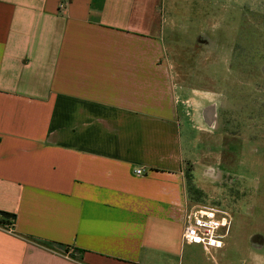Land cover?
Instances as JSON below:
<instances>
[{"label": "crops", "instance_id": "crops-1", "mask_svg": "<svg viewBox=\"0 0 264 264\" xmlns=\"http://www.w3.org/2000/svg\"><path fill=\"white\" fill-rule=\"evenodd\" d=\"M159 6L0 0V264L178 263L201 204L170 55L182 47L162 37L180 18ZM195 107L197 123L216 118Z\"/></svg>", "mask_w": 264, "mask_h": 264}, {"label": "rangeland", "instance_id": "rangeland-1", "mask_svg": "<svg viewBox=\"0 0 264 264\" xmlns=\"http://www.w3.org/2000/svg\"><path fill=\"white\" fill-rule=\"evenodd\" d=\"M159 12H162L163 20L172 18V15V20L175 15L180 18L174 23L175 26H180L173 30L171 26L164 25L166 30L163 31L162 37L171 47L180 45L183 39H188L189 47L196 45L193 39L202 33L208 34L209 37L223 36V39L233 44L236 40L238 42L246 39L248 29L253 31L252 45L249 47L252 48L251 52L253 49L256 52L255 75L253 78L241 79L243 75L240 73L237 75L238 73L227 70V60L231 57V50H228L230 43L223 41L226 48L219 49L222 66L220 76L229 89L232 86L239 87V98H232L233 94L231 98H222L231 113L222 112L220 120L232 123L229 129L231 132L239 128V140L254 141H249L244 145V149L240 147L241 141L235 140L230 145L233 159L223 157V161L217 163L196 161L192 168L191 148L187 144L186 131L183 128L186 170L194 169L190 172L193 175V183L195 184V179L196 182L198 180L197 184L203 189V195L198 202L201 206L228 210L232 214L233 224L226 239V247L222 251L207 254L199 245H183L177 264H241L243 261H247V264H264V243L253 242L255 238H252L255 234H264V0H160ZM208 26L210 29L205 30ZM183 27H186L188 32H185ZM208 58L213 61V69L210 72L213 77L218 72V68L217 72L214 68L217 56L211 54ZM208 100L212 102L215 99ZM181 120L183 127H188V118L183 109ZM246 122L250 126L248 130V125L244 124ZM200 165L213 167L210 176L215 170L227 174V180L222 177L214 180L212 177L204 178ZM241 189L243 194L248 196L246 202L249 204L235 207V200L230 203L229 199L233 194L240 193ZM252 190L256 194L253 202L249 195L254 194Z\"/></svg>", "mask_w": 264, "mask_h": 264}, {"label": "flooded vegetation", "instance_id": "flooded-vegetation-1", "mask_svg": "<svg viewBox=\"0 0 264 264\" xmlns=\"http://www.w3.org/2000/svg\"><path fill=\"white\" fill-rule=\"evenodd\" d=\"M185 32L187 31V28L183 27ZM206 29H210V26L206 27ZM250 32H253L250 30ZM221 35V34H220ZM226 36V35H225ZM196 43V45L188 46V39H183L181 42L182 47V53L179 54L177 51L178 48L170 53L171 57L173 58V61H181L182 60V89L185 95L189 96L188 99L186 98L185 106H186V116L188 117V127H185L186 131V141L188 146L191 148V156L195 161L199 162H222L223 157L233 159L234 155L231 152L230 145L233 141L238 140L240 142V147L243 148L244 145L246 146L249 141L252 140H239L238 139V129L236 131L231 132L229 129H231V122L222 121L220 120V114L223 112L229 111L231 113V110L227 108V104L223 101V97H226L228 99L231 98H239L238 96V86H232L230 89L225 84L224 80L220 76L221 71V61L219 58H221L219 49L223 47L226 48L225 43H230L228 50L230 51V58L227 60L228 63V71L238 73L237 75H243L241 79L245 78H253L255 75L257 67H255L256 59L253 57L251 59H238L236 57L235 52V46L237 44V40L232 44L230 41H227V39H223V36L218 37H209L208 34L202 33L198 36L196 35L195 39H193ZM223 41L225 43H223ZM184 44V45H183ZM194 44V43H193ZM246 48H250L249 44H252V42H247ZM177 47V46H176ZM252 48H250L251 50ZM254 50V49H253ZM252 52H249L253 54ZM215 55L217 58H215L216 63L214 68H218V72L215 76L211 77L210 72L213 69V61L208 58L210 55ZM247 63L246 66H243L242 62ZM219 66V67H218ZM262 70L264 71V67H262ZM234 75V74H233ZM245 77V78H243ZM236 89V90H234ZM242 89V87H240ZM258 90V89H257ZM200 92L202 95L201 97L195 98V92ZM258 93V92H256ZM229 95V96H228ZM206 98V99H205ZM215 99L214 101L210 102L208 99ZM252 99V98H250ZM205 101L207 106L212 109H215L216 111V118H212L211 112L207 111L204 115V121H206V124H199L195 121L196 116V110L197 107H195V103L197 101ZM242 100V99H240ZM247 101V99H246ZM228 102V101H226ZM248 104V103H247ZM249 106V105H245ZM244 106V107H245ZM254 108V105H253ZM225 114V113H224ZM206 119V120H205ZM248 126H246V129L250 128L249 124L244 123ZM243 126V125H242ZM247 138V137H246ZM245 138V139H246ZM254 141V140H253ZM196 149V150H195ZM245 149V147H244ZM204 166L203 171L206 175L210 176L209 173H211V170L213 167H206ZM210 168V169H209ZM213 172V171H212ZM214 174L210 177L217 179H222L227 177V174H221L219 171L215 170L213 172ZM230 178V177H229ZM224 179V180H225ZM227 180V179H226ZM252 193L249 194L252 198V201L254 200L255 192L252 190ZM248 199V196L246 197V194H243V189H241L240 193L233 194L231 198L229 199L234 206H240L245 204H249L246 202ZM252 205V203H251ZM255 206V205H254ZM256 207V206H255ZM255 238L253 242H262L264 243V234H255L253 235ZM261 244V245H262ZM251 262V260H249ZM241 264H247V261H243Z\"/></svg>", "mask_w": 264, "mask_h": 264}, {"label": "built area", "instance_id": "built-area-1", "mask_svg": "<svg viewBox=\"0 0 264 264\" xmlns=\"http://www.w3.org/2000/svg\"><path fill=\"white\" fill-rule=\"evenodd\" d=\"M141 173V171H137ZM233 224L232 214L223 208L196 206L184 217L182 241L185 245H199L206 253L226 247Z\"/></svg>", "mask_w": 264, "mask_h": 264}, {"label": "trees", "instance_id": "trees-1", "mask_svg": "<svg viewBox=\"0 0 264 264\" xmlns=\"http://www.w3.org/2000/svg\"><path fill=\"white\" fill-rule=\"evenodd\" d=\"M248 32L246 33V35H248V37L242 41H238L236 46H235V52H236V57L238 59H251V58H255L256 57V52L253 50V54L249 53L251 52L250 48H246V44L248 41L251 42L252 38H253V32H250L248 29H246ZM252 45V44H249ZM246 60L244 62H242L243 66H246L247 63L245 64ZM193 169L192 168H188L186 170V177H187V181H188V186H189V190L191 193H193V195H195V197L197 198L198 201H200V198L203 195V192L201 189H199L194 183H193V175L192 172ZM12 219V218H11ZM11 219L7 220L5 218H3L0 215V224H11L12 221Z\"/></svg>", "mask_w": 264, "mask_h": 264}, {"label": "water", "instance_id": "water-1", "mask_svg": "<svg viewBox=\"0 0 264 264\" xmlns=\"http://www.w3.org/2000/svg\"><path fill=\"white\" fill-rule=\"evenodd\" d=\"M1 216H2L3 218L7 219V220H9V219H11V218H12V216H11V215H9V214H6V213H2V214H1Z\"/></svg>", "mask_w": 264, "mask_h": 264}]
</instances>
